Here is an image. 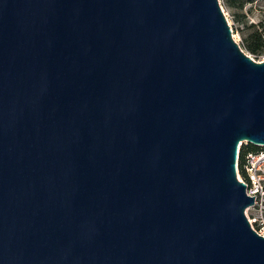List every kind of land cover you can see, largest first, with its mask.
Returning a JSON list of instances; mask_svg holds the SVG:
<instances>
[{
    "label": "water",
    "instance_id": "95a60500",
    "mask_svg": "<svg viewBox=\"0 0 264 264\" xmlns=\"http://www.w3.org/2000/svg\"><path fill=\"white\" fill-rule=\"evenodd\" d=\"M240 141L264 61L219 0H0V264H264Z\"/></svg>",
    "mask_w": 264,
    "mask_h": 264
},
{
    "label": "rangeland",
    "instance_id": "374dc122",
    "mask_svg": "<svg viewBox=\"0 0 264 264\" xmlns=\"http://www.w3.org/2000/svg\"><path fill=\"white\" fill-rule=\"evenodd\" d=\"M219 2L230 26L232 37L241 50L256 61H264V44L257 53H251L246 48L248 42L252 44L259 42L258 37L251 38L248 35L253 31H257L262 37V42H264V0H243L241 7H228L222 3V0H219ZM245 38H247V41ZM240 142L239 149L243 144H246L245 141ZM258 147L264 148L262 146ZM262 170H264V165H262ZM238 177L241 178L239 172ZM245 214L249 221L250 219L253 220L252 225L254 228L257 229L259 226L264 225V200H262L261 205L247 207Z\"/></svg>",
    "mask_w": 264,
    "mask_h": 264
},
{
    "label": "built area",
    "instance_id": "2783aa9c",
    "mask_svg": "<svg viewBox=\"0 0 264 264\" xmlns=\"http://www.w3.org/2000/svg\"><path fill=\"white\" fill-rule=\"evenodd\" d=\"M262 165H264V150L246 153L243 165L246 177L244 179L239 177V180L245 182L247 194L254 197L252 206L261 205L262 200H264V170H262ZM236 171L238 173L237 162ZM249 222L258 234L264 235V225L256 229L252 225L253 220L250 219Z\"/></svg>",
    "mask_w": 264,
    "mask_h": 264
},
{
    "label": "trees",
    "instance_id": "16d2710c",
    "mask_svg": "<svg viewBox=\"0 0 264 264\" xmlns=\"http://www.w3.org/2000/svg\"><path fill=\"white\" fill-rule=\"evenodd\" d=\"M242 2L243 0H222V3L228 7H241ZM248 35L251 36V38L258 37L257 39L259 40V42L257 44H252L249 42L246 44V48L251 53H257L259 49L262 47V44H264V42H262L261 40L262 37L259 33H257V31H253ZM245 40L247 41V38H245ZM260 150H264V148H259L258 146L250 144V143H246L241 146V148L239 149L238 159H237L238 172L241 178L244 179L246 177V173H245L244 166H243L245 163L246 153L247 152H258Z\"/></svg>",
    "mask_w": 264,
    "mask_h": 264
}]
</instances>
